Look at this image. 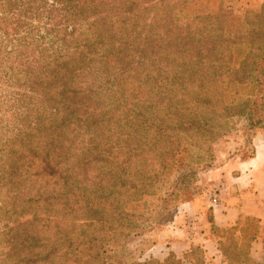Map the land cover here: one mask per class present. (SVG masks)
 <instances>
[{
  "label": "trees",
  "instance_id": "obj_1",
  "mask_svg": "<svg viewBox=\"0 0 264 264\" xmlns=\"http://www.w3.org/2000/svg\"><path fill=\"white\" fill-rule=\"evenodd\" d=\"M231 19L187 0H0V264H121L106 253L132 228L125 206L190 140L246 118L252 141L264 4ZM232 85L251 93L228 102ZM210 222L227 264H257L258 219Z\"/></svg>",
  "mask_w": 264,
  "mask_h": 264
},
{
  "label": "rangeland",
  "instance_id": "obj_2",
  "mask_svg": "<svg viewBox=\"0 0 264 264\" xmlns=\"http://www.w3.org/2000/svg\"><path fill=\"white\" fill-rule=\"evenodd\" d=\"M187 2L188 11L193 15L216 13L225 8L237 27L243 26L247 9L259 10L264 4L254 9L246 7L242 0ZM250 93L251 87L232 85L227 91V100H244ZM247 127L246 118H233L214 141L201 144L190 140L187 152L178 153L170 161L153 193L125 206L132 228L119 245L107 247L109 260L121 264L163 262L173 253L176 264H197L191 255L192 249L197 248L194 256L203 257L204 264H227L219 248L212 249V245L203 242L200 231L209 229L208 236L216 242L217 235L211 234L212 212L208 206L213 197H220L224 179L215 171L252 155L253 145L246 133ZM257 129H264V123ZM193 208L201 213L193 214ZM259 252L256 263L264 264V248Z\"/></svg>",
  "mask_w": 264,
  "mask_h": 264
},
{
  "label": "crops",
  "instance_id": "obj_3",
  "mask_svg": "<svg viewBox=\"0 0 264 264\" xmlns=\"http://www.w3.org/2000/svg\"><path fill=\"white\" fill-rule=\"evenodd\" d=\"M242 1L246 2V7L254 9L264 3V0ZM251 142L252 157L239 159L215 171L218 177L224 179L223 189L217 203L210 200L208 208L212 212L215 225L221 228L235 225L242 215L258 219L259 232L251 246V255L256 261L260 256L259 251L264 248V129H257ZM198 212L201 213L193 208V214ZM208 235L209 229L200 231L203 242L212 245V249L218 248V244Z\"/></svg>",
  "mask_w": 264,
  "mask_h": 264
},
{
  "label": "built area",
  "instance_id": "obj_4",
  "mask_svg": "<svg viewBox=\"0 0 264 264\" xmlns=\"http://www.w3.org/2000/svg\"><path fill=\"white\" fill-rule=\"evenodd\" d=\"M213 201H214V203H217L218 198L217 197H213Z\"/></svg>",
  "mask_w": 264,
  "mask_h": 264
}]
</instances>
